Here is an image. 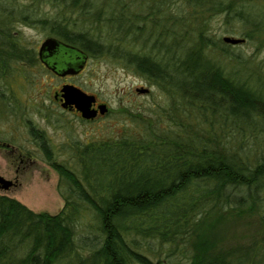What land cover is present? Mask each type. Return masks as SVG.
<instances>
[{
	"label": "trees",
	"instance_id": "1",
	"mask_svg": "<svg viewBox=\"0 0 264 264\" xmlns=\"http://www.w3.org/2000/svg\"><path fill=\"white\" fill-rule=\"evenodd\" d=\"M33 1L52 4L55 14L0 10V26L9 21L0 34L9 50L1 76L32 60L12 28L20 18L88 56L122 60L170 101L143 121L141 134L75 139L63 160L27 118L59 174L64 205L35 211L0 192V264H161L143 237L191 250L189 264H264V159L251 157L241 137L264 132L263 81L227 70L220 55L229 43L217 45L196 21L201 12H222L251 36L264 31L260 19L247 27L258 15L251 5L264 0H185L186 8L175 0ZM11 79L0 78V121L24 111Z\"/></svg>",
	"mask_w": 264,
	"mask_h": 264
},
{
	"label": "rangeland",
	"instance_id": "2",
	"mask_svg": "<svg viewBox=\"0 0 264 264\" xmlns=\"http://www.w3.org/2000/svg\"><path fill=\"white\" fill-rule=\"evenodd\" d=\"M0 1L6 13L12 9L19 17L26 11L37 16L53 15L56 11L50 3L36 5L33 0ZM175 1L186 8L185 0ZM251 8H255L253 11L258 15L247 27L255 28L254 25H258L257 19H260V23L264 21V2H257ZM197 17V24L200 20L205 22L208 34L217 45L229 43L226 54L220 55L225 68L242 78L250 74L252 80L255 78L263 81L264 90V31L252 29L253 35L248 36L244 27L240 29L236 18L226 22L222 12L205 11L197 14ZM17 19L13 21L12 28L18 31L22 45L33 51L29 54L31 61L21 60L14 64L10 82L17 89L16 93H20L26 107L22 117L2 119L0 131L4 135L3 140L14 138L15 143L21 144V148L23 145L22 151L30 158L25 155L23 157L16 149L12 154L0 147V175L13 181L8 189L0 188V192L19 199L35 211L56 213L64 205V198L58 188L59 174L44 159L43 151L38 148L30 134L26 119H31L46 132L57 157L63 160L68 156L66 144L72 140L141 134L145 128L143 121H153L158 116L157 111L161 106L167 105L170 98L134 67L107 55L89 56L84 69L78 74L69 77L55 75L37 60V49L46 38L56 36L40 24H27L20 18ZM6 22L9 26V21ZM224 36L243 40L230 43L223 39ZM20 75L27 76L26 81ZM65 82L74 83L87 93L97 96L101 103H106L108 112L88 121L70 110L63 109L59 103H54L53 90ZM143 87L149 88V91H139ZM242 136L251 149V157L264 159V132L259 129L245 131ZM29 150L31 155L27 153ZM21 156L24 160L19 159ZM236 229L240 230V227ZM140 243L153 262L161 258V264H189L191 250L152 238H140ZM172 248L175 250L172 251Z\"/></svg>",
	"mask_w": 264,
	"mask_h": 264
},
{
	"label": "water",
	"instance_id": "3",
	"mask_svg": "<svg viewBox=\"0 0 264 264\" xmlns=\"http://www.w3.org/2000/svg\"><path fill=\"white\" fill-rule=\"evenodd\" d=\"M223 39L230 43H238L243 40V38L233 36H224ZM56 53H58L56 60L50 62V58L47 59V56L53 57ZM40 54L45 59L46 64L60 75L78 73L84 67L88 58V54L83 50L57 37L46 38L40 46ZM139 91L147 92L149 88H139ZM62 93V105L65 107L74 105L85 118L94 117L98 109L101 113L108 111L106 103H100L97 107L98 109L93 108L92 104L96 101L95 95L87 93L73 84H65L62 87ZM12 184L13 181L11 179L0 175V188L8 189Z\"/></svg>",
	"mask_w": 264,
	"mask_h": 264
},
{
	"label": "flooded vegetation",
	"instance_id": "4",
	"mask_svg": "<svg viewBox=\"0 0 264 264\" xmlns=\"http://www.w3.org/2000/svg\"><path fill=\"white\" fill-rule=\"evenodd\" d=\"M2 9V11H6L5 9H4V6L2 5V4H0V10ZM6 13V12H5ZM7 20H5V21H3V22H1V26H0V34H3V33H6L7 32V30H8V25H7V22H6ZM0 46L1 47H3V49L0 51V64H3L4 62L6 63V61H7V59H8V57H9V50H8V46L6 45V44H3V45H1L0 44ZM41 46V45H40ZM40 46H39V48L37 49L38 50V61L41 63V64H43L47 69H49L51 72H53L55 75H59V76H61V77H66V76H71V75H73L72 73H67V74H65V75H60V74H58L55 70H53L50 66H48L47 64H46V62H45V59H43L42 58V56H41V54H40ZM57 55H58V53H56L53 57L51 56V57H49V56H47V59L48 58H50V62L52 61V60H56V58H57ZM89 57V56H88ZM88 59V58H87ZM19 61H21V60H19ZM86 62H87V60H86ZM86 65V64H85ZM85 65H84V67H85ZM84 67L81 69V71L84 69ZM2 71H4V72H8L9 70H8V68H5L4 69V67H2ZM81 71H79L78 73H80ZM78 73H74V75L75 74H78ZM21 76V78L24 80V81H26L25 79L27 78V76H25V75H20ZM0 78H11V75H7V74H5V75H0ZM65 84H73V85H75V86H77L76 84H74V83H71V82H65V83H63L62 84V86L61 87H59V88H56V89H54L53 90V99H54V103L56 102L57 104L59 103L62 107H63V109H65V110H70V111H72L74 114H76L77 116H79L80 118H82V119H84L85 117H83L82 116V114H81V111L79 110V109H77L74 105H67L66 107L65 106H63L62 105V102H63V98H62V87L65 85ZM15 89V88H14ZM16 90L17 89H15V92H16ZM21 92V91H20ZM19 93V92H18ZM16 95H17V97L19 98V101L20 102H23V110H25V107H26V104H25V102H24V100H22L21 99V97H20V93L19 94H17L16 93ZM8 102H11V99L8 101ZM101 102L98 100V98H97V96H96V101L95 102H93V104H92V107L93 108H95V109H98L97 107H98V105L100 104ZM11 105L13 106V103H11ZM14 107H17V105H14ZM13 107V108H14ZM9 111V110H8ZM22 112V115H23V111H21ZM108 111H106L105 113H107ZM105 113H101L100 111H99V109H98V111H97V114L94 116V117H92V118H85L86 120H88V121H91V120H95L96 118H98V117H100V116H103ZM36 127H38V126H36ZM39 128V127H38ZM41 129V128H40ZM3 138H4V135H2V134H0V147L1 148H4V149H6L7 151H10L12 154H13V152H15L14 150L16 149L18 152H20V154L23 156V155H25L28 159L30 158L29 156H27L23 151H22V148H21V144H18V143H15V141H14V138H8V140L6 141V140H3ZM17 144V145H16ZM19 157V159H21V160H24V156L23 157Z\"/></svg>",
	"mask_w": 264,
	"mask_h": 264
}]
</instances>
